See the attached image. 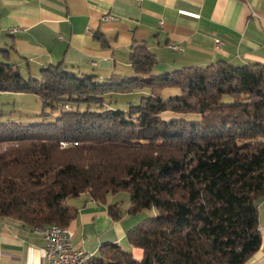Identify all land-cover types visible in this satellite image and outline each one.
I'll use <instances>...</instances> for the list:
<instances>
[{
  "label": "trees",
  "instance_id": "obj_1",
  "mask_svg": "<svg viewBox=\"0 0 264 264\" xmlns=\"http://www.w3.org/2000/svg\"><path fill=\"white\" fill-rule=\"evenodd\" d=\"M129 60L135 76L98 80L61 62L24 77L0 57V92L31 93L57 111L51 121L0 122V217L64 228L77 215L69 198L104 203L125 190L126 211L107 205L113 219L157 210L126 233L142 257L106 243L90 264H247L262 244L264 64L217 60L152 75L156 56L144 44ZM134 91L144 92L137 104L105 106L107 95Z\"/></svg>",
  "mask_w": 264,
  "mask_h": 264
},
{
  "label": "crops",
  "instance_id": "obj_2",
  "mask_svg": "<svg viewBox=\"0 0 264 264\" xmlns=\"http://www.w3.org/2000/svg\"><path fill=\"white\" fill-rule=\"evenodd\" d=\"M141 44L156 56L152 75L217 60L264 64V0H0V57L24 77H38L43 67L59 62L98 80L132 77L130 52ZM116 202L114 195L103 203L86 193L67 200L77 215L66 229L90 259L106 243L142 257L126 237L137 221L127 215L113 219L107 211ZM43 245L32 228L0 217V264H38ZM263 262L262 236L247 264Z\"/></svg>",
  "mask_w": 264,
  "mask_h": 264
},
{
  "label": "rangeland",
  "instance_id": "obj_3",
  "mask_svg": "<svg viewBox=\"0 0 264 264\" xmlns=\"http://www.w3.org/2000/svg\"><path fill=\"white\" fill-rule=\"evenodd\" d=\"M134 92L128 93H111L104 98L105 106L111 105L112 108L126 109L128 104H137L140 101V96L136 97ZM179 93L178 89H167L162 94L166 97L176 95ZM227 100V97L223 98ZM40 99L31 93H14V92H0V122H18V123H38L42 121H51L56 115L57 111H50L48 108H44ZM95 108V106H92ZM98 109V108H95ZM48 112L44 115L42 112ZM163 119L170 118H185L192 119L196 118L193 114H178L173 112H163L159 115ZM115 201H118L121 208L126 211L130 206L129 193L128 191H119L111 193L109 196H113ZM74 197L68 199L72 200ZM110 198V197H109ZM157 214L155 208L143 209L136 213H124L123 216L127 215L129 218L137 221V224L141 221L153 217ZM136 223V222H135ZM136 224V225H137ZM259 224L261 226V234L264 238V209L259 211ZM264 263V262H263Z\"/></svg>",
  "mask_w": 264,
  "mask_h": 264
},
{
  "label": "built area",
  "instance_id": "obj_4",
  "mask_svg": "<svg viewBox=\"0 0 264 264\" xmlns=\"http://www.w3.org/2000/svg\"><path fill=\"white\" fill-rule=\"evenodd\" d=\"M108 18L111 17H105V19ZM216 42L217 44L219 43L218 40H216ZM170 48L172 50H178L179 46L170 45ZM60 144L67 145V143ZM53 229H55V227H53ZM43 240L42 259L38 264H81L82 255L87 254L73 244L72 233L71 237L59 238V243H47L46 238H43Z\"/></svg>",
  "mask_w": 264,
  "mask_h": 264
},
{
  "label": "bare ground",
  "instance_id": "obj_5",
  "mask_svg": "<svg viewBox=\"0 0 264 264\" xmlns=\"http://www.w3.org/2000/svg\"><path fill=\"white\" fill-rule=\"evenodd\" d=\"M53 227H55V229H53ZM35 231L39 233L42 238H46L47 243H59V238L71 237L66 228L57 225H52L45 229H37ZM88 260L89 257L87 254L82 255L81 264H90Z\"/></svg>",
  "mask_w": 264,
  "mask_h": 264
}]
</instances>
